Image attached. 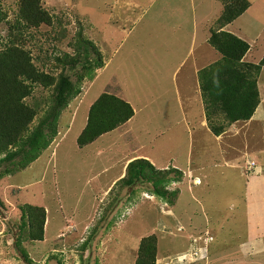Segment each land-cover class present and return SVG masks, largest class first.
I'll return each instance as SVG.
<instances>
[{
    "label": "rangeland",
    "instance_id": "1",
    "mask_svg": "<svg viewBox=\"0 0 264 264\" xmlns=\"http://www.w3.org/2000/svg\"><path fill=\"white\" fill-rule=\"evenodd\" d=\"M19 1L0 0L4 17L0 49L10 38ZM261 3L256 1L257 6ZM41 4L52 15V25L23 32V47L37 67L57 75L61 68L57 58L72 55L79 30L95 45L103 65L95 69L93 79L81 83L68 72L80 92L60 111L57 133L39 157L22 169L13 161L1 162L0 264H133L140 239L152 233L158 238L155 264H206L201 247L206 237L211 247L208 264H225L245 237V180L255 182L264 175V169L251 170L245 161L252 160L237 150L257 145L246 137L264 132V101L252 121L226 128L231 131L225 135L237 131L235 139L229 138L236 150L225 145L219 149L204 119L198 77L191 76V65L207 28L208 22L201 19L209 17L214 27L222 3L41 0ZM207 49L216 53L210 45ZM119 90L133 107V116L120 128L78 147L76 139L92 102L104 91L122 95ZM50 98L51 87L34 84L26 98L28 104L38 105L31 126L44 115ZM144 157L156 169L179 171L170 170L166 197L152 192L149 181L110 190L127 162ZM262 157L264 165V153ZM194 179L200 184H193ZM27 204L45 209L41 241H25L19 234ZM207 227L210 235L204 234ZM86 240L88 246L82 248ZM251 261L264 264V250Z\"/></svg>",
    "mask_w": 264,
    "mask_h": 264
},
{
    "label": "trees",
    "instance_id": "2",
    "mask_svg": "<svg viewBox=\"0 0 264 264\" xmlns=\"http://www.w3.org/2000/svg\"><path fill=\"white\" fill-rule=\"evenodd\" d=\"M219 1L222 10L214 27L210 28L208 43L221 56L197 73L205 120L210 132L216 136L232 123L247 121L252 117L260 102L257 78L264 66V56L258 63L244 61L249 44L221 29L240 16L249 7V1ZM3 20L0 10V22ZM41 24L52 25V15L42 7L41 0H20L15 22L9 26L10 38L7 37L4 47L0 49V164L13 161V166L18 169L27 166L49 146L57 133L56 121L60 111L71 96L80 92V87L75 85L68 72L75 76L77 83H81L85 78L93 79L95 69L103 65L95 45L79 30L72 55L57 58L61 66L57 75L37 67L31 53L23 47V32ZM35 83L51 87V98L44 115L31 126L38 105L28 104L26 98L32 94ZM133 114L130 103L114 92L100 93L89 107L86 124L76 139L77 146L83 147L100 135L118 128L129 121ZM20 153L23 158H20ZM171 169L179 172L176 168ZM171 169H156L148 159L135 158L127 163L124 175L110 190L115 185L130 188L149 181L152 192L166 197V186L172 182L168 178ZM22 213L19 234L25 235V241L43 240L44 207L27 204L23 206ZM88 243L89 240H86L82 248H86ZM157 254V236L153 233L146 235L139 241L133 264H155Z\"/></svg>",
    "mask_w": 264,
    "mask_h": 264
},
{
    "label": "crops",
    "instance_id": "3",
    "mask_svg": "<svg viewBox=\"0 0 264 264\" xmlns=\"http://www.w3.org/2000/svg\"><path fill=\"white\" fill-rule=\"evenodd\" d=\"M256 1L258 0H249V3H250L249 7L235 20H233L231 23L226 24L225 26L221 28L222 30L228 31L240 37L241 39H244L249 44V49L243 56V60L246 62H251V63H258L264 56V0H262L261 6L260 5L257 6ZM115 6L118 7L121 5L117 4ZM221 10H222V5H221V9L218 15H220ZM198 22L196 23L198 24ZM201 22H208V23H207L205 35H203L199 40V44L196 50L197 55L195 54V59L191 65V76L194 75V78L198 77L197 73L199 69L218 60L221 56L220 53L217 52L208 43V38L210 36V27H211L209 17H206V16L203 17L201 19ZM197 35H196V32L195 33L193 32V38H196ZM204 44H208V45L205 46ZM209 45L213 48L214 52L216 53H213V52L212 54L210 53V51L207 49V46ZM200 61L202 62L199 63ZM198 85L199 83H196L197 87ZM257 87L259 91L260 102L254 114L249 120H247V122H250L253 120L254 116H256V112L258 108L262 105V102L264 101V66L261 68V71L258 75ZM120 92L122 95L118 93H115V94L120 97L122 96L124 100L128 101L123 95V92L122 91ZM200 99H201V96H200ZM201 103H202V100H201ZM203 116L205 117L204 114ZM203 122L204 121L200 120L201 125H203L202 124ZM240 122H246V121H240ZM240 122L232 123L231 128ZM120 127L121 126H119V128ZM228 131H231V129H228V130L226 129V131L222 132L218 136L210 132L213 136H215V140L218 141L219 149H221L222 151L226 147L231 148L233 150L234 149L236 150L237 148L233 144L232 140L229 139V138L235 139V137L237 136V131H234V133H228L227 135H225ZM224 138H227L225 140H228V142L226 143L227 145L222 142V139ZM246 140L247 141L251 140L254 144H257V145L250 146V148H248V150L245 152L240 150V148L238 147L237 148L238 154H241L244 156L247 155V157H249V160H252V161H248L246 158V161H245V164L246 162L247 163L252 162L251 165L249 163L251 170L253 169L255 171H260V170L262 171V169H264V165L262 163L263 162L262 155L264 153V132L261 130L260 132L252 135V137H249V138L246 137ZM224 145L226 146L225 148L223 147ZM200 164L201 163L197 164L196 166H200ZM123 175H124V172L120 173L119 176L116 178V180L119 177H122ZM261 177L262 178L260 180L255 181V182L249 179L245 180V191H244V200H243L244 207H245V216H246V219H245L246 230H245V235H244L245 237L243 240L239 241L237 250L235 251L233 255H230L228 257L225 264H252L251 257L255 256L256 253H259L264 250V243H263V239H264V175ZM114 181L115 180H112L111 182L113 183ZM195 181L196 179L193 180V184H195ZM199 184L200 182L198 181V183L195 185H199ZM210 233H211V228L210 227L205 228L204 234L210 235ZM211 237L212 236H209V239H211ZM206 239L208 240L207 237ZM207 240L206 242L203 241L205 243L201 245L203 249L202 250L203 259L205 262L207 261L206 264H208L209 262V259L207 260V258H209L210 250H211V247L209 243L207 242ZM194 261L195 260L193 259L192 263H194Z\"/></svg>",
    "mask_w": 264,
    "mask_h": 264
}]
</instances>
